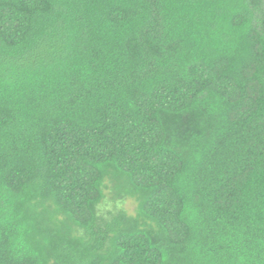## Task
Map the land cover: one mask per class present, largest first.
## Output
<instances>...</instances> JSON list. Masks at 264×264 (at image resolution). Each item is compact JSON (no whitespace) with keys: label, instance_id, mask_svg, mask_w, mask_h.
<instances>
[{"label":"trees","instance_id":"16d2710c","mask_svg":"<svg viewBox=\"0 0 264 264\" xmlns=\"http://www.w3.org/2000/svg\"><path fill=\"white\" fill-rule=\"evenodd\" d=\"M0 264H264V0H0Z\"/></svg>","mask_w":264,"mask_h":264},{"label":"rangeland","instance_id":"374dc122","mask_svg":"<svg viewBox=\"0 0 264 264\" xmlns=\"http://www.w3.org/2000/svg\"><path fill=\"white\" fill-rule=\"evenodd\" d=\"M120 207L124 208L129 214H134L136 205L133 201H127L126 203H123ZM105 210H111L112 209V204L109 202L107 199L104 205Z\"/></svg>","mask_w":264,"mask_h":264}]
</instances>
